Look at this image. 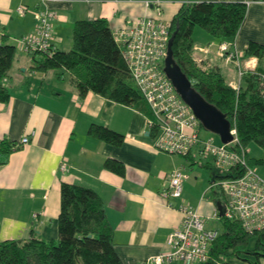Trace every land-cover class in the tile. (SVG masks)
Returning a JSON list of instances; mask_svg holds the SVG:
<instances>
[{
  "label": "crops",
  "instance_id": "1",
  "mask_svg": "<svg viewBox=\"0 0 264 264\" xmlns=\"http://www.w3.org/2000/svg\"><path fill=\"white\" fill-rule=\"evenodd\" d=\"M157 1L163 18L171 22L187 0H0V43L16 47L6 79L11 97L0 103V243L37 237L58 240L62 182L92 188L100 195L125 264H140L169 249V234L182 225L180 204L194 206L206 218L217 210L213 198L204 197L199 169L184 180L181 198L162 196L176 169L204 166L155 148L146 106L123 105L94 92L81 95L70 71L35 70L36 55H27L22 46L23 37L37 25L40 9L56 13L53 45L68 51L76 21L104 17L114 31L136 18L153 16V7L146 4ZM195 1L246 2V21L233 49L243 54L252 40L264 44V0ZM22 5L28 7L24 15L18 12ZM209 37L213 40L207 44L219 42ZM205 46L194 40V55L203 66H219L229 82L236 79V65L217 63L221 58L212 47L208 54L197 50ZM94 123L123 134L124 142L117 146L90 135ZM24 137L30 141L18 146ZM108 158L121 161L124 173L107 169ZM63 163L66 170L61 169Z\"/></svg>",
  "mask_w": 264,
  "mask_h": 264
},
{
  "label": "trees",
  "instance_id": "2",
  "mask_svg": "<svg viewBox=\"0 0 264 264\" xmlns=\"http://www.w3.org/2000/svg\"><path fill=\"white\" fill-rule=\"evenodd\" d=\"M247 11V3L242 1L183 2L170 22L171 34L178 29L172 50L174 60L195 89L230 119L241 145L249 149L251 143H256L264 148V100L261 86L264 44L252 40L245 48L242 56L257 57L259 62L255 71L244 74L238 90L230 85L219 66L205 67L203 62L194 59L195 27L199 26L219 39V43H234L246 21ZM15 54V45L0 43V103L9 101L11 97L6 79ZM59 68L71 72L72 80L81 95L94 92L131 107L143 104L147 108L148 118L152 115L123 59L106 18L76 21L73 27V47L70 50L55 49L52 55L41 54L39 58H35V70ZM89 134L117 146L125 139L123 134L95 123L90 126ZM154 135L151 130V136ZM186 159L192 162L191 165L199 164ZM248 160L251 166L257 163L251 158L249 151ZM104 165L119 174H123L125 170L123 163L113 158H108ZM203 166L212 172L210 162ZM217 178L218 173H212L209 186ZM210 192L213 193L215 205L220 202L225 207L224 194L219 198L215 196V189ZM216 207L220 213L217 205ZM220 216L222 227L212 243L210 258L196 264H240L239 261L260 264L264 257V228L248 232L240 219H228L224 214ZM58 223V240L47 241L37 237L24 242H1L0 264H125L116 250L113 228L107 220L105 204L92 188L62 182Z\"/></svg>",
  "mask_w": 264,
  "mask_h": 264
},
{
  "label": "built area",
  "instance_id": "3",
  "mask_svg": "<svg viewBox=\"0 0 264 264\" xmlns=\"http://www.w3.org/2000/svg\"><path fill=\"white\" fill-rule=\"evenodd\" d=\"M146 5L153 7V16L136 18L113 32L135 84L152 112L148 118V126L155 134V148L193 161L212 156L214 162L211 164L218 170V178L211 183L207 191L220 189L224 194V216L228 219H240L248 232L263 229L264 178L249 164V149L241 145L234 126L231 130L234 139L229 143L218 142L213 136H203V126L196 114L165 73V60L172 36L171 23L163 18V7L159 1L147 2ZM27 11L26 6L18 8L21 15ZM55 17L56 13L49 8L37 11L36 27L22 39V46L27 55L54 53ZM233 44L229 41L220 42L216 55L236 65L237 78L232 80L230 85L238 90L244 74L255 71L259 59L244 58L233 49ZM211 47L212 45L197 50L208 54ZM194 59L202 61L195 55ZM261 79L264 100V73L261 74ZM29 141V137H24L18 146ZM61 169L66 170L65 163L61 165ZM188 177L184 167L176 169L168 177L167 184L161 191L162 196L165 199L181 198L183 182ZM178 208L182 213V225L169 234V249L143 260L140 264H167L175 261L196 264L209 260L212 243L219 232L218 229L208 228L207 221L220 218L219 211L216 210L211 217L206 218L190 204L183 203Z\"/></svg>",
  "mask_w": 264,
  "mask_h": 264
},
{
  "label": "water",
  "instance_id": "4",
  "mask_svg": "<svg viewBox=\"0 0 264 264\" xmlns=\"http://www.w3.org/2000/svg\"><path fill=\"white\" fill-rule=\"evenodd\" d=\"M177 31L178 29L173 32L169 41L167 57L165 60V73L172 81L183 100L192 108L203 128L209 132L217 134L220 137L221 142L229 143L234 139L231 132L232 123L230 119H228L226 114L210 103L195 89L191 80L173 58L172 47ZM216 205L220 210V215H223L225 213V207H223L220 202H217Z\"/></svg>",
  "mask_w": 264,
  "mask_h": 264
},
{
  "label": "rangeland",
  "instance_id": "5",
  "mask_svg": "<svg viewBox=\"0 0 264 264\" xmlns=\"http://www.w3.org/2000/svg\"><path fill=\"white\" fill-rule=\"evenodd\" d=\"M209 36H210V34L207 33V31H205L201 27H199V26L195 27V29H194V40H195V42L197 44H200V45L206 44L205 47L212 45L213 49H217L219 42L215 43V41H214V43H212V44H207V41L213 40ZM39 57H40V55L37 54L36 58H39ZM215 61L217 63L221 64L222 66L225 64L224 59H216ZM261 65H262L261 66L262 69L264 70V61L261 63ZM202 130H203V136L204 137L213 136L216 139V141H218V142L221 141L220 137L217 134L209 132V131L205 130L203 127H202ZM249 153H250L251 158L256 160V162H257L256 164L253 165V168L256 171H258V173L260 175L264 176V148L260 147L256 143H251L250 146H249ZM195 161L198 162L199 164L203 165V164H206L207 162H210V163L214 162V158L212 156H209L207 158H201V159L197 158ZM194 169L195 170H198V169L200 170L201 173L199 174V176H200V178H202L201 186L203 185V188H204V190L206 192L208 190V187H209V184H210L209 181H210L212 173L214 174V173L218 172V170L214 166H213L212 172L208 168L195 166L193 168H188L187 169V173H188L189 176L192 175ZM216 191H217V193H215V196L221 198L222 197L221 190L217 189ZM212 195H213L212 192H208L207 195L204 196V197H206V199L207 198H213ZM207 227L208 228H212V229H218L220 231L221 227H222V221H221L220 218H218V219L217 218H212V219L207 221ZM253 244H254V241H252L251 245H253ZM239 263L240 264H248L247 262H244V261H239ZM167 264H178V263H177V261H175V262H171V263H167ZM183 264H185V263H183ZM190 264H195V263H190Z\"/></svg>",
  "mask_w": 264,
  "mask_h": 264
}]
</instances>
